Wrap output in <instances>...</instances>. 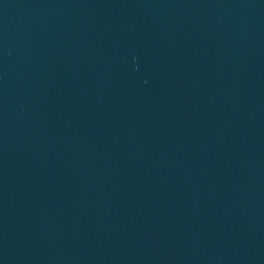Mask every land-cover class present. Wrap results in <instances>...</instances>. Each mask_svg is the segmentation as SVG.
<instances>
[{
  "label": "water",
  "instance_id": "obj_1",
  "mask_svg": "<svg viewBox=\"0 0 264 264\" xmlns=\"http://www.w3.org/2000/svg\"><path fill=\"white\" fill-rule=\"evenodd\" d=\"M0 264H148L84 152L21 0H0Z\"/></svg>",
  "mask_w": 264,
  "mask_h": 264
}]
</instances>
